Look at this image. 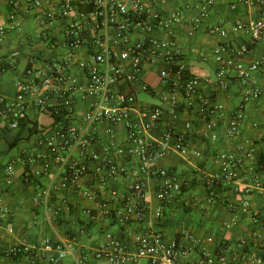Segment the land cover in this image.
Segmentation results:
<instances>
[{
  "label": "built area",
  "instance_id": "built-area-1",
  "mask_svg": "<svg viewBox=\"0 0 264 264\" xmlns=\"http://www.w3.org/2000/svg\"><path fill=\"white\" fill-rule=\"evenodd\" d=\"M8 0L11 10L8 22L0 23V47L10 32L19 31L24 20L30 18L36 27L38 42L27 40L33 50L39 45L40 54L29 57L21 75L15 81L16 97L13 100L0 95V117L6 119L14 131L35 126L30 123L29 112L46 114L53 121L49 127L38 129L33 135L38 146L26 151L22 162L24 183L33 188L42 204L49 209L53 196L61 193H78L84 199L96 200L100 194L82 184L89 174L87 162H97L95 182L106 186L128 172L106 150L102 157L90 151L97 142L96 129L104 122L124 125L127 151L117 152L121 158L136 159L140 175L152 177L157 184L160 206L156 217L163 216L166 205L182 192L183 184L176 172L155 169L152 163L169 151L184 154L187 135L168 130L163 141L150 134L161 125L162 112H181L204 106L203 119L206 131L203 137L217 127L225 108L202 95L201 80L192 76L182 63L179 39L194 38L196 33L211 20L217 0ZM264 8V0H236L231 9L239 6ZM209 34L223 39L219 53L233 54L236 78L244 87L242 100L229 121L227 136L234 137L241 130L247 108L264 98V87L258 86L254 75L264 72V57L248 67L241 63L250 46L264 44V11L259 18L238 19L231 28L222 23L208 29ZM243 34L250 39L248 46L233 50L226 41L230 33ZM39 43V44H37ZM157 69L158 85L152 88L145 79L148 67ZM229 69H221L212 86L228 88L231 79ZM253 85V86H252ZM252 86V87H250ZM125 88H127L125 90ZM132 89V90H130ZM150 94L159 104L141 103L137 92ZM81 104L86 105L84 129L71 122ZM260 124H255L258 128ZM32 135V134H30ZM250 154L255 149L249 150ZM248 154V155H250ZM226 166L220 174L206 180L212 193L218 182H229L239 191L241 175L236 165L243 159L234 155L224 156ZM16 164L6 168V184L13 185ZM52 176V182L44 187L41 179ZM118 203L113 218L121 227L144 224L149 208L148 195L143 181H136L126 191H111ZM62 210L53 209L51 215L60 217ZM9 210L0 206V228L5 225L8 235H15ZM89 224L96 220L89 209L84 211ZM72 241V240H71ZM196 240L198 252L192 260L193 249L173 241L164 245L145 232L137 240V251L131 254L125 247L113 243L112 250H102L97 258L105 264H136L145 259L146 264H232L223 253H213L206 244ZM74 250L67 242L44 239L38 242L22 241L15 246L1 247L0 258H23L27 264H65L73 257ZM43 260L46 262L44 263ZM74 264H88L83 253Z\"/></svg>",
  "mask_w": 264,
  "mask_h": 264
},
{
  "label": "crops",
  "instance_id": "crops-1",
  "mask_svg": "<svg viewBox=\"0 0 264 264\" xmlns=\"http://www.w3.org/2000/svg\"><path fill=\"white\" fill-rule=\"evenodd\" d=\"M236 0H217L212 10L211 20L196 33L194 38L182 37L178 43L181 47L182 63L192 76L201 80L202 95L208 100L214 98L225 108L223 118L217 120V127L203 137L206 124L203 119L204 106L194 110L181 112H162L160 128L150 136L159 141L168 130L187 135V145L184 154L169 151L152 163L155 169H169L176 172L183 184L182 192L166 205L163 216L156 217L160 202L157 196L156 181L147 175H140L136 159L121 158L118 151H127V132L124 125L114 126L104 122L96 129L97 142L90 151L104 156L110 150V156L117 164L127 168L128 172L116 180L103 186L95 181L94 171L97 162H87L89 174L83 181L82 189L89 188L100 194L96 200L84 199L78 193H61L53 196L47 209L41 202L37 192L24 183L22 162L26 151L34 150L38 144L34 138L38 129L49 127L53 119L46 114L29 112V120L35 128L28 131H14L6 119L0 117V206L9 210L11 224L15 235L10 236L5 225L0 228V246H15L19 242H38L50 239L67 242L73 248V257L65 264H74L83 253L87 255L88 264H105L97 258L99 251L112 250L113 243L125 247L131 254L137 251V240L145 232L154 239H159L164 245L175 241L194 250V242H206L208 238L213 243L206 244L213 253H223L232 264H264V98L250 105L245 112V121L241 130L234 137H228L229 121L237 110L244 92L242 84L233 78L235 71L233 54L219 53L218 49L223 39L209 34L208 29L222 23L227 28L238 19L249 20L259 18L264 8L241 5L236 11L231 9ZM183 4L186 0H183ZM11 10L8 0H0V23L8 22ZM32 20H24L23 27H31ZM36 35V34H35ZM32 39L30 31L23 28L10 32L4 44L0 47V79L8 72L13 74L9 84L2 85L0 95L13 100L16 97L15 81L24 70L29 57L38 56L41 46L30 49L27 40ZM233 50H238L250 44V39L243 34L230 31L226 40ZM264 57V44L250 46L249 52L241 63L248 67L254 61ZM231 70L228 78L231 82L228 88L212 86L209 80H215L221 69ZM157 69L150 66L146 69L147 83L156 88L158 85ZM258 86L264 87V72L254 75ZM253 86V85H252ZM250 86V87H252ZM127 88H125L126 90ZM132 90V89H130ZM143 93L138 91L139 95ZM145 94V93H144ZM152 98L150 94H147ZM140 101V100H139ZM141 103L153 104L148 101ZM86 105L81 104L78 112L71 118L73 125L80 129L86 127L83 112ZM260 124L255 128V124ZM16 142V145L13 143ZM254 148L255 153L249 150ZM250 154V155H248ZM234 155L243 159L236 165L241 175L242 184L236 192V186L229 182H218L214 190L209 192L206 180L220 174L226 166L224 156ZM16 164V174L13 185L6 184V168ZM52 176L41 179L44 187L52 182ZM143 181L148 195L149 208L144 224L119 226L113 218L114 209L118 203L111 197V191H126L128 186L136 181ZM60 208V217H53L51 211ZM93 212L96 220L89 224L84 211ZM72 240V241H71ZM198 252L193 251L195 261ZM44 263H46L43 260ZM136 264H146L145 259H137ZM0 264H27L23 258L1 257Z\"/></svg>",
  "mask_w": 264,
  "mask_h": 264
},
{
  "label": "rangeland",
  "instance_id": "rangeland-1",
  "mask_svg": "<svg viewBox=\"0 0 264 264\" xmlns=\"http://www.w3.org/2000/svg\"><path fill=\"white\" fill-rule=\"evenodd\" d=\"M23 29L25 31H30V34L32 35V40L35 41V42H38L39 40V36L38 35H35V31H36V27H34V23L31 24V27L29 26V28L26 26V27H23ZM39 44V43H37ZM13 77V74L8 72L3 78L0 79V93L2 94L3 93V87L2 85L5 84H9V82H7L8 80L10 81ZM139 100L140 101H148L150 103H153V104H159V101L157 98H152L150 97L149 95H147L146 93H141L139 95Z\"/></svg>",
  "mask_w": 264,
  "mask_h": 264
},
{
  "label": "trees",
  "instance_id": "trees-1",
  "mask_svg": "<svg viewBox=\"0 0 264 264\" xmlns=\"http://www.w3.org/2000/svg\"><path fill=\"white\" fill-rule=\"evenodd\" d=\"M13 145H16V142H14Z\"/></svg>",
  "mask_w": 264,
  "mask_h": 264
}]
</instances>
